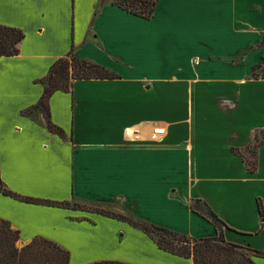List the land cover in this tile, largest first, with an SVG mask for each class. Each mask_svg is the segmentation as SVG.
Wrapping results in <instances>:
<instances>
[{"label": "crops", "instance_id": "crops-1", "mask_svg": "<svg viewBox=\"0 0 264 264\" xmlns=\"http://www.w3.org/2000/svg\"><path fill=\"white\" fill-rule=\"evenodd\" d=\"M0 25L24 33L18 55L0 57L2 181L24 197L83 207L0 194L19 249L44 238L70 264H194L93 209L215 237L191 209L199 199L230 227L227 242L264 252V79L253 77L264 62V0H160L150 20L113 0H0ZM71 51L119 77L72 81L35 109L51 67ZM157 127L166 134L154 136Z\"/></svg>", "mask_w": 264, "mask_h": 264}, {"label": "trees", "instance_id": "trees-1", "mask_svg": "<svg viewBox=\"0 0 264 264\" xmlns=\"http://www.w3.org/2000/svg\"><path fill=\"white\" fill-rule=\"evenodd\" d=\"M159 2L160 0H113V5L134 16L150 20L154 18ZM23 39L24 33L21 30L0 25V57L18 55L19 44ZM118 77L116 73L106 67L80 59L71 51L67 57L58 60L51 67L48 76L44 79V94L35 109L46 111L49 97L56 91L69 92L72 81L113 80ZM253 77L255 79H264V62L254 67ZM46 114L48 116V111ZM262 134V139L258 137L259 145L256 148L264 143V131H262ZM255 169L256 162H253L249 165L248 171L251 173ZM0 194L26 203L65 209L83 208L76 204L72 205L69 202H54L21 196L5 187L1 175ZM258 208L259 214L264 221V204L260 199ZM191 209L215 227L217 232L215 237L192 239L187 235L139 221L132 216L115 214L99 209L95 211L106 217L128 222L154 240L161 250L182 258L192 259L194 264H256L253 260L254 257L264 258V252L252 251L246 247L227 242L224 231L225 229H230V227L212 211L205 201L193 200ZM262 229L264 230V224ZM19 239L20 233L13 230L9 222L0 219V264H70V253L47 239L36 238L21 249L16 246ZM46 250L63 257L65 261H62V258L58 261H47L43 255ZM93 264L126 263L101 261Z\"/></svg>", "mask_w": 264, "mask_h": 264}, {"label": "rangeland", "instance_id": "rangeland-1", "mask_svg": "<svg viewBox=\"0 0 264 264\" xmlns=\"http://www.w3.org/2000/svg\"><path fill=\"white\" fill-rule=\"evenodd\" d=\"M243 154H244V157L248 160V162L253 161V154L251 153V148H250V150L247 149V150L245 151V153H243ZM84 208H87V207H84ZM87 209H88V208H87ZM89 209H92V208H89ZM93 210H97V209H93ZM18 244H19V243L17 242V243H16V246H17ZM17 247H18V246H17ZM43 255H44L45 259H47V261H58V260L61 259V258H62V259H61L62 261H65L63 257H60V256H58L57 254H53V253H51L50 250H46L45 253H44Z\"/></svg>", "mask_w": 264, "mask_h": 264}, {"label": "built area", "instance_id": "built-area-1", "mask_svg": "<svg viewBox=\"0 0 264 264\" xmlns=\"http://www.w3.org/2000/svg\"><path fill=\"white\" fill-rule=\"evenodd\" d=\"M166 134V129L165 127H157L153 131L154 136H163Z\"/></svg>", "mask_w": 264, "mask_h": 264}]
</instances>
